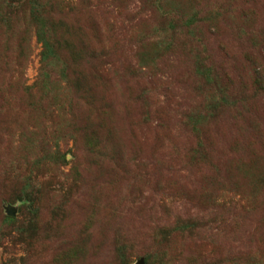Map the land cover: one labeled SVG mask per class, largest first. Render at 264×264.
Segmentation results:
<instances>
[{"label":"rangeland","instance_id":"rangeland-1","mask_svg":"<svg viewBox=\"0 0 264 264\" xmlns=\"http://www.w3.org/2000/svg\"><path fill=\"white\" fill-rule=\"evenodd\" d=\"M0 264H264V0H0Z\"/></svg>","mask_w":264,"mask_h":264}]
</instances>
